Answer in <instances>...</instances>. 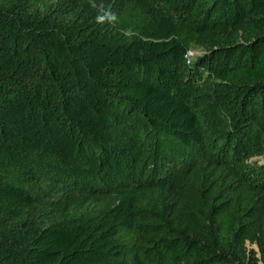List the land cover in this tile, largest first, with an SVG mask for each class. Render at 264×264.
Instances as JSON below:
<instances>
[{
  "label": "trees",
  "instance_id": "obj_1",
  "mask_svg": "<svg viewBox=\"0 0 264 264\" xmlns=\"http://www.w3.org/2000/svg\"><path fill=\"white\" fill-rule=\"evenodd\" d=\"M0 264H264V0H0Z\"/></svg>",
  "mask_w": 264,
  "mask_h": 264
},
{
  "label": "rangeland",
  "instance_id": "obj_2",
  "mask_svg": "<svg viewBox=\"0 0 264 264\" xmlns=\"http://www.w3.org/2000/svg\"><path fill=\"white\" fill-rule=\"evenodd\" d=\"M202 51H203L202 48H197L196 50H194L195 55H200V54H202ZM195 55H194V56H195ZM259 160H261V161L263 162V159H259ZM248 251H249V252L256 251L257 256H258L259 258H261V250H260V247H259V245H258L257 243L252 244V243L249 242V243H248Z\"/></svg>",
  "mask_w": 264,
  "mask_h": 264
},
{
  "label": "built area",
  "instance_id": "obj_3",
  "mask_svg": "<svg viewBox=\"0 0 264 264\" xmlns=\"http://www.w3.org/2000/svg\"><path fill=\"white\" fill-rule=\"evenodd\" d=\"M194 54H195L194 51H189V52H188L189 57H190L191 55H194ZM188 55H187V56H188Z\"/></svg>",
  "mask_w": 264,
  "mask_h": 264
}]
</instances>
